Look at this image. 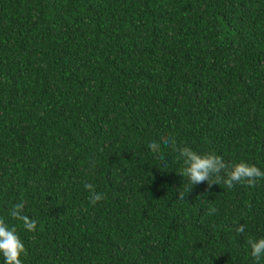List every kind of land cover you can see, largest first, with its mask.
I'll list each match as a JSON object with an SVG mask.
<instances>
[{"label":"trees","instance_id":"trees-1","mask_svg":"<svg viewBox=\"0 0 264 264\" xmlns=\"http://www.w3.org/2000/svg\"><path fill=\"white\" fill-rule=\"evenodd\" d=\"M185 146L264 171V0H0V218L22 264H264V178L179 199Z\"/></svg>","mask_w":264,"mask_h":264},{"label":"clouds","instance_id":"clouds-1","mask_svg":"<svg viewBox=\"0 0 264 264\" xmlns=\"http://www.w3.org/2000/svg\"><path fill=\"white\" fill-rule=\"evenodd\" d=\"M162 139L163 144L175 146L174 139L167 137ZM149 148L153 153H159L160 143L153 141L149 144ZM179 152L184 164L180 174L186 178L185 183L188 185L185 192L179 191V199H185V193L187 194L194 185L204 182H207L209 188L213 184H223L231 189L234 184L242 182L248 186H255L258 179L264 178V171L255 164L243 160L229 165L215 152L200 153L187 146L180 148ZM85 188L91 190L90 203L95 204L103 199V195L95 192L92 184H85ZM24 208L25 202L16 203L10 211V215L14 219L22 221L27 231H35L37 221L24 214ZM215 211L214 207L210 210V212ZM236 231L243 234L245 225L239 224ZM247 244L250 246L251 255L255 260L259 261L264 258V236L258 239L249 238ZM25 252V245L17 234L16 228L10 227L3 218H0V254L4 257L5 264H22L21 256Z\"/></svg>","mask_w":264,"mask_h":264}]
</instances>
